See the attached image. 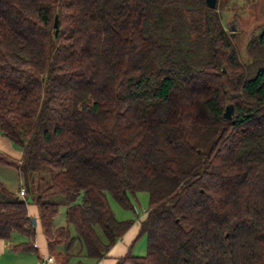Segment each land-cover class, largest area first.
<instances>
[{
	"label": "trees",
	"instance_id": "obj_1",
	"mask_svg": "<svg viewBox=\"0 0 264 264\" xmlns=\"http://www.w3.org/2000/svg\"><path fill=\"white\" fill-rule=\"evenodd\" d=\"M247 51L206 0H0V133L22 150L0 165L25 195L37 175L57 264L105 258L134 224L108 195L134 210L140 191L146 217L115 264H264V30ZM29 204L0 179V239H28L15 251L36 250Z\"/></svg>",
	"mask_w": 264,
	"mask_h": 264
},
{
	"label": "rangeland",
	"instance_id": "obj_2",
	"mask_svg": "<svg viewBox=\"0 0 264 264\" xmlns=\"http://www.w3.org/2000/svg\"><path fill=\"white\" fill-rule=\"evenodd\" d=\"M218 8L219 12L222 15L224 23L227 21L238 18L241 21V29L236 32L233 40L238 47L241 59L247 60L249 59V54L247 51L248 42L258 36L264 30V0H218ZM1 134V133H0ZM4 137V136H3ZM6 138V137H5ZM8 139V138H7ZM9 140V139H8ZM11 142V141H10ZM14 150L21 151L20 148L15 146L11 142ZM1 149V148H0ZM2 150V149H1ZM13 157H17L16 151L8 152L6 150H2ZM54 170L50 168H46L43 171V185H47L51 179ZM0 179L4 182L6 187L18 194H20V190L22 187H25V177L22 173H20L15 167L0 165ZM37 175H31L28 177V186L29 192L27 195L21 197L29 200V208L32 210L35 204L32 201V198L35 194V187L37 182ZM109 203L114 211L116 217L120 220L124 219H133L134 224L138 225L139 220L145 215L149 204H150V195L146 191L137 192L135 197H132V201L135 204V211L132 209L123 208L117 201H115L110 195H108ZM35 218V216H33ZM36 219V218H35ZM54 223L56 226H66V206L61 204L59 206V211L57 216L54 219ZM36 239L34 243L38 244V234L43 233L42 227L40 223H36ZM72 232L75 234V229L72 225H70ZM139 229V228H138ZM138 229H135L130 236L129 242L132 243L137 236ZM2 242V248L0 250V264H41V253L38 250H23V251H15L10 247L4 250V244H22L24 242H28L26 236L20 233H14L11 237L10 241ZM74 251H81V243L79 241L76 242L74 246ZM58 250L63 251V246H59ZM133 253L135 255L143 256L147 253V237L146 235H142L138 237L136 242L134 243ZM93 261L95 259L81 257V256H73L70 259L69 264H79L82 262L83 264H88V262Z\"/></svg>",
	"mask_w": 264,
	"mask_h": 264
},
{
	"label": "crops",
	"instance_id": "obj_3",
	"mask_svg": "<svg viewBox=\"0 0 264 264\" xmlns=\"http://www.w3.org/2000/svg\"><path fill=\"white\" fill-rule=\"evenodd\" d=\"M0 148L2 150H6L8 152L16 151V150H14L10 140L3 137L2 134H0ZM15 153L17 154L16 158L21 159V157H22L21 151L18 150ZM29 207L30 206H28L30 216L31 217L35 216L36 221H37L36 223H39L37 206L35 205L32 210ZM145 217H146V213L139 220L138 225L133 224L132 227L126 232V234L116 242V244L110 249V251L108 252V254L105 258H103L101 260H94L95 262L89 260L88 264H115L118 257L123 256L125 253H127L129 246L132 244V243H128L130 236L133 233V231H135V229H138L140 227V222ZM138 231H139V229H138ZM137 234H138V232H137ZM37 237H38V246L35 247V249L41 253V262H42L43 257L45 255L49 254L48 242H47V239L43 233H39ZM1 240H3V239H0V241ZM4 241H6V240H4ZM10 246H11V244H7V245L4 244V250ZM1 248H2V242H0V250H1ZM79 264H83V263L80 262Z\"/></svg>",
	"mask_w": 264,
	"mask_h": 264
},
{
	"label": "water",
	"instance_id": "obj_4",
	"mask_svg": "<svg viewBox=\"0 0 264 264\" xmlns=\"http://www.w3.org/2000/svg\"><path fill=\"white\" fill-rule=\"evenodd\" d=\"M206 3L211 8H216L218 5V0H206ZM58 25V18H55V27ZM226 29L231 33V36L234 37L236 32L240 31L241 29V21L238 18L231 19L225 23ZM225 70V69H224ZM234 113V105L229 104L226 107L224 117L226 119H231ZM33 222L36 223V219L33 218Z\"/></svg>",
	"mask_w": 264,
	"mask_h": 264
},
{
	"label": "built area",
	"instance_id": "obj_5",
	"mask_svg": "<svg viewBox=\"0 0 264 264\" xmlns=\"http://www.w3.org/2000/svg\"><path fill=\"white\" fill-rule=\"evenodd\" d=\"M25 194H26V189L25 187H22L20 190V195L24 196ZM37 246L38 244L34 243V247H37ZM41 264H57V262L53 255L47 254L43 257Z\"/></svg>",
	"mask_w": 264,
	"mask_h": 264
}]
</instances>
